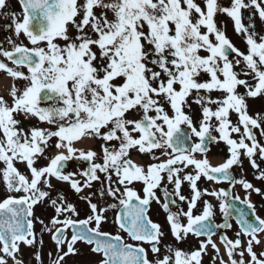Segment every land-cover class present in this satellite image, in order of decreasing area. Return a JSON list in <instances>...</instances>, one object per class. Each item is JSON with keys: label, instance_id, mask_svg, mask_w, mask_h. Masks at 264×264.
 I'll list each match as a JSON object with an SVG mask.
<instances>
[{"label": "snow or ice", "instance_id": "obj_1", "mask_svg": "<svg viewBox=\"0 0 264 264\" xmlns=\"http://www.w3.org/2000/svg\"><path fill=\"white\" fill-rule=\"evenodd\" d=\"M16 3L0 0V264L24 249L44 264L45 235L49 264L80 245L95 264H264V111L249 104L264 0Z\"/></svg>", "mask_w": 264, "mask_h": 264}, {"label": "rangeland", "instance_id": "obj_2", "mask_svg": "<svg viewBox=\"0 0 264 264\" xmlns=\"http://www.w3.org/2000/svg\"><path fill=\"white\" fill-rule=\"evenodd\" d=\"M198 2H200V0H198ZM219 2L222 5H224V6H229V4H230V0H219ZM244 12L245 13H243V15L245 17V23H247V17L250 14V12L249 11H244ZM258 21H260V20H259V18L257 16L256 20H255V23H256V26H257V31L263 29L262 26L264 25L262 23H259ZM217 23H218V26L222 25L226 29V33H228L227 35L230 37V39L233 42V44H237L238 42L243 41L242 38L240 36H238L234 32V30H233V22H232V20L229 17H227L226 15H218L217 16ZM237 47L242 49L241 48L242 44L238 43ZM249 104H250V108H251V110L253 112L264 111V99L258 98L256 100H250ZM262 212H264V211H262ZM153 217L154 218H159L160 221L164 223L165 216H163L161 213L154 212L153 213ZM165 227H166V225H165ZM177 246L181 247V248H185V244H181V245H177ZM193 246H194V243L190 242V243L187 244V249H190ZM80 248L82 250V247H80ZM49 251H52L55 254V247L52 244L45 243L44 244V249H43V252H44V256H43L44 264H49V260H48V257H47V252H49ZM23 252H24L23 258L25 260V264H28V261H31V264H35V260L32 257V255L30 253V250L24 249ZM206 262H207V258H206ZM68 264H93V261H92V259L90 257H87L86 261L84 262L82 256L79 255V256L68 258Z\"/></svg>", "mask_w": 264, "mask_h": 264}, {"label": "flooded vegetation", "instance_id": "obj_3", "mask_svg": "<svg viewBox=\"0 0 264 264\" xmlns=\"http://www.w3.org/2000/svg\"><path fill=\"white\" fill-rule=\"evenodd\" d=\"M5 24H7V23H0V41H3L5 39V37L10 34V33L4 31V25ZM2 78H3V74H0V94H6L5 90H2V88H3L2 84H1ZM223 149H224V146H222V144L219 147L214 145L212 147L210 154H221L226 158V155H225L226 153L223 151ZM223 153H225V154H223ZM77 166L78 165L75 162H73L71 165V170L75 171ZM245 175H246L247 179L252 180L255 183V181L253 180L252 169L251 168L249 169L247 167V162H245ZM81 207H86V205H83L81 203ZM42 218H44V217H42ZM45 222H46V219H45Z\"/></svg>", "mask_w": 264, "mask_h": 264}, {"label": "bare ground", "instance_id": "obj_4", "mask_svg": "<svg viewBox=\"0 0 264 264\" xmlns=\"http://www.w3.org/2000/svg\"><path fill=\"white\" fill-rule=\"evenodd\" d=\"M216 162H218V161H216Z\"/></svg>", "mask_w": 264, "mask_h": 264}]
</instances>
